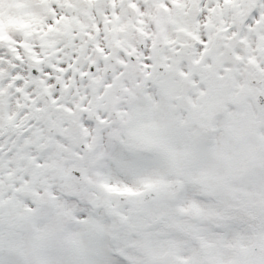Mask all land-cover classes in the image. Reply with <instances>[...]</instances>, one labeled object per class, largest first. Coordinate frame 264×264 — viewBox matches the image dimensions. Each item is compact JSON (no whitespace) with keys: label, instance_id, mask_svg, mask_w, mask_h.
Returning a JSON list of instances; mask_svg holds the SVG:
<instances>
[{"label":"snow or ice","instance_id":"1","mask_svg":"<svg viewBox=\"0 0 264 264\" xmlns=\"http://www.w3.org/2000/svg\"><path fill=\"white\" fill-rule=\"evenodd\" d=\"M234 3L0 0V264H264V0Z\"/></svg>","mask_w":264,"mask_h":264},{"label":"clouds","instance_id":"2","mask_svg":"<svg viewBox=\"0 0 264 264\" xmlns=\"http://www.w3.org/2000/svg\"><path fill=\"white\" fill-rule=\"evenodd\" d=\"M187 5L181 7L179 5L176 6V16L180 20V22L187 27L188 29L195 31V24H194V15H189L185 8ZM248 5L245 3V0H235V3L231 5L228 9L227 15L229 17H239L246 13ZM154 12L157 14H165L164 10H161L159 8H154ZM180 35H183V33H180ZM72 134L73 136L78 135L77 128L75 126V122L73 121L71 125ZM253 223L259 225V221H253ZM249 243H255L258 251H264V233L260 234L259 242L257 243L254 238L250 239L248 241ZM69 246H73L76 241L69 240L67 242Z\"/></svg>","mask_w":264,"mask_h":264}]
</instances>
